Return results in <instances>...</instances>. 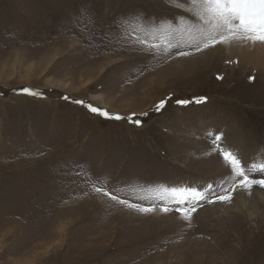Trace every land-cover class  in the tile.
<instances>
[{
    "label": "rangeland",
    "instance_id": "obj_1",
    "mask_svg": "<svg viewBox=\"0 0 264 264\" xmlns=\"http://www.w3.org/2000/svg\"><path fill=\"white\" fill-rule=\"evenodd\" d=\"M178 2L0 0V264H264V188L202 202L190 221L166 191L232 182L210 132L253 178L264 162V44H139L178 23Z\"/></svg>",
    "mask_w": 264,
    "mask_h": 264
},
{
    "label": "snow or ice",
    "instance_id": "obj_2",
    "mask_svg": "<svg viewBox=\"0 0 264 264\" xmlns=\"http://www.w3.org/2000/svg\"><path fill=\"white\" fill-rule=\"evenodd\" d=\"M187 3L188 7H185ZM181 10L173 19L177 24L171 21H161L159 24H153L144 28L143 37L137 36L139 44L144 45L149 50L157 54L172 52L173 49L192 48L198 53L205 49L217 45H228L234 42L264 44V0H183L175 4ZM193 52L177 51V56H189ZM222 78V77H218ZM23 93L33 96L39 95L38 92L30 88H23ZM64 99H69L65 96ZM206 100L205 97L196 99V103ZM77 104L85 105V101L76 100ZM179 105H187L189 100H177ZM167 104V99H161L155 106L156 111H161ZM92 113L99 114L105 118L123 119L119 114L112 115L107 109L94 106L91 103L85 105ZM127 119L131 120V117ZM133 123L140 125L139 119L133 120ZM209 137L212 141L213 149L222 157L224 164L228 167L232 177V182L224 187L218 185L221 192L216 193L212 184H206L197 187H172L166 189L172 195V201L178 207L175 209L181 213L183 219L191 220L192 213L197 207L202 206V202L207 203H231L233 193L240 191H251L253 186L264 188V162L252 163L249 167L258 173L257 178L249 174V168L242 162L241 157L231 149V146H222L224 133L217 131L210 132ZM95 191L109 196L110 199L130 207H138L135 204H129V201L120 199L117 195L111 194L104 189L96 188ZM141 211L150 212L153 208H141ZM161 211L167 213L168 207H162Z\"/></svg>",
    "mask_w": 264,
    "mask_h": 264
},
{
    "label": "bare ground",
    "instance_id": "obj_3",
    "mask_svg": "<svg viewBox=\"0 0 264 264\" xmlns=\"http://www.w3.org/2000/svg\"><path fill=\"white\" fill-rule=\"evenodd\" d=\"M249 48H250V47H249ZM253 51H256L257 53H261V52H260V49H259V47H258L257 45L253 46ZM249 54H250V53H249ZM99 99H100V98H99ZM100 100H101V99H100ZM100 102L103 103L102 101H100ZM243 206L246 207V204L244 203ZM234 208H235V205H234ZM236 208H237V206H236ZM238 210H239V209H238ZM61 227H62V226H61ZM61 227H60V228H61ZM60 228H59V229H60ZM59 229H58V230H59ZM65 233H66V231H61V230H60L58 235H64ZM4 238H5V237H4Z\"/></svg>",
    "mask_w": 264,
    "mask_h": 264
}]
</instances>
